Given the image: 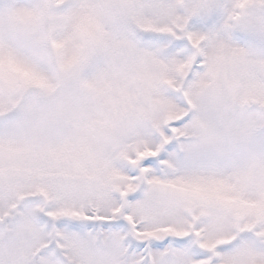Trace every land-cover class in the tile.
<instances>
[{
    "label": "snow or ice",
    "instance_id": "snow-or-ice-1",
    "mask_svg": "<svg viewBox=\"0 0 264 264\" xmlns=\"http://www.w3.org/2000/svg\"><path fill=\"white\" fill-rule=\"evenodd\" d=\"M0 264H264V0H0Z\"/></svg>",
    "mask_w": 264,
    "mask_h": 264
}]
</instances>
